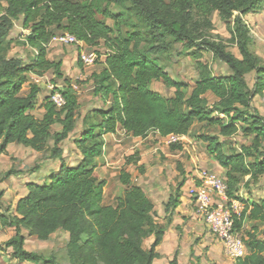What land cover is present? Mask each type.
<instances>
[{
  "label": "trees",
  "instance_id": "obj_1",
  "mask_svg": "<svg viewBox=\"0 0 264 264\" xmlns=\"http://www.w3.org/2000/svg\"><path fill=\"white\" fill-rule=\"evenodd\" d=\"M263 1L5 0L0 14V156L16 143L43 154L49 151L59 163L46 174L48 180L27 183L28 193L14 207L4 206V191L0 190V224L14 229V235L0 243V251L10 249L19 262L37 264L46 258L26 249L24 232L46 241L62 230L69 233L74 260L154 264L156 247L172 222L171 216L165 223L158 222L155 203L125 168L119 175L123 195L115 205L104 204L106 182L95 173L105 135L119 130L141 138L151 132L162 137H198L224 168L229 198L243 201L240 190L264 176V115L253 104L256 96L264 101V61L252 51L254 35L245 19L259 12ZM215 12L227 26L232 25L229 41L237 45L240 57L229 51L224 41L200 30L203 22L211 24ZM101 15L112 19L114 25L100 19ZM20 19L22 27L30 30L23 43L36 51L29 62L9 55L14 47L11 29ZM61 30L88 46L103 40L109 50L102 69L88 77L94 94L109 105L83 117L82 130L74 138L82 158L75 165L65 161L61 143L75 131L81 104L72 81L64 75L63 61L50 59L46 47ZM168 40L181 43L195 58L193 85L174 79L159 61V55L168 50ZM205 52L227 64L230 73L216 74L203 61ZM46 73L63 80L57 91L64 103L57 107L46 96L45 111L36 117L32 111L40 89L32 85L27 94L21 92L30 74ZM252 73L255 82L250 86L247 77ZM153 81L174 88V95L166 97L153 90ZM197 123L204 128L198 136L193 133ZM56 124L61 129L54 131ZM237 136L246 142L233 144ZM171 147L180 149L181 144ZM138 160L129 156L126 163L137 164ZM17 172L11 169L0 175V184ZM183 184L177 183L165 206L167 213L178 205ZM246 222L254 224L241 232ZM258 224H264V199L246 201L243 210L234 214V227L244 238L247 254L235 264H264V238L258 233ZM151 236L154 241L147 247L145 242ZM45 263L59 264L54 258ZM168 264H179L178 252Z\"/></svg>",
  "mask_w": 264,
  "mask_h": 264
},
{
  "label": "rangeland",
  "instance_id": "obj_2",
  "mask_svg": "<svg viewBox=\"0 0 264 264\" xmlns=\"http://www.w3.org/2000/svg\"><path fill=\"white\" fill-rule=\"evenodd\" d=\"M4 2L5 0H2V4L0 5V14L4 11V6H6ZM258 11L259 12L248 14L247 16H245V19L249 24L251 31L254 35V42L251 47L252 51L260 58V60L264 61V1ZM99 18L106 21L111 26L114 25V21L110 18H105L102 15L99 16ZM21 22L22 19L14 21V25L11 29L10 35L14 39V47L9 51V55L20 56L24 58L26 62H29L34 58L36 51L33 47L23 43L25 37L30 33V30L24 29L22 27ZM210 22L211 24L209 26L207 22H203V25L200 30L206 36L224 41L227 45L228 50L234 53L236 56L240 57L237 45L229 41L231 38L232 25L227 26L225 22L220 18L217 12L212 15V17L210 18ZM63 32L65 31L61 30L58 31L57 34ZM169 42L170 45H168L167 47L168 50H166L164 54L159 55V61L164 65L165 70L168 71L174 79L179 81H185L188 84L193 85V79L197 74L195 68V58L186 52V49L181 43H175L172 41ZM46 47L48 49V57L50 59L63 61L64 75L72 81V84L75 90L77 91L79 102L81 104V108L78 110V113L76 115L77 127L75 131L71 134L68 139L61 143V146L67 148V150L69 151V155L67 157L69 161H65L69 164H78L81 161V159H79L78 157L80 151L75 147L74 137L76 138L82 130L81 126L83 117L87 114V112L106 108V106L109 105V103H105L101 98L97 97L94 94L92 82L88 81V77L90 75H92L94 72H99L102 69L106 54L109 52V50L107 49L105 41L103 40L100 41L96 46H88L85 44L83 47L78 44L64 45L60 44L57 41H50L46 45ZM80 49H83L88 52L95 51L98 55L96 62L88 67L80 63ZM203 61L208 63L216 74L227 75L230 73L228 65L222 62L221 60L217 59L212 52H205ZM49 74L52 73H46L43 76H40L43 79L37 83L34 82V80L32 79V77L35 75L30 74L28 83L24 85L23 90L21 92L22 94H27L32 85H36L40 89V97H38L37 105L32 111V113L36 117H41L45 111L43 107V101L45 97H51L52 92H55L58 87H62L64 85L63 80L55 78L54 76H51ZM247 78L250 86H253L255 82L254 73L248 75ZM77 81H79V83H77ZM151 87L153 90L162 93L166 97H171L174 95L175 89L167 86L161 81H153ZM253 104L255 107H257L260 113L264 115L263 98L260 96H256L253 100ZM59 129H61V126L59 124L54 125V131ZM203 131L204 128L201 127V124L199 123H197L193 128V133L197 136L199 134H202ZM232 140V143L237 146L239 145V143L246 142V138L242 136H237L235 137V139ZM127 141L128 139H125L122 146L117 148L118 150H120L121 147H123L122 151H118V153L112 155V157L114 158L113 162H111V158L108 156V152L106 151L104 145L103 153H106L105 156L107 158L100 156V159L96 162L98 166L96 174L99 180H104L106 182L104 186V204L115 205L117 203L118 197L123 195L124 187L119 180L120 171L123 168L130 171L132 173L133 178H135L136 175H138L139 173H142L139 168L134 167V164L126 163L129 156H135L133 155V153L135 152L134 150L132 154H129L132 151H129L127 149H129L133 145V143L128 144L129 142ZM52 143L53 141L50 140V147H52ZM205 146L206 143L203 142L201 144L203 151H206ZM160 152L164 155L162 151ZM49 154L50 152L47 151L46 153H44V157H50ZM164 157H166L165 160H162L158 152H156L155 155L151 156L153 161L150 162L149 166H153V168H155L153 170L154 174L157 173V166L160 164H165L164 161H167L168 157L165 155ZM40 160V157L35 159V153H33L31 149H28L23 145L13 143L8 147L7 153L2 155V157L0 158V175L3 176L5 172L11 169L17 170L18 172L10 178L5 179L4 182L0 184V190L4 191L2 201L4 202V206L10 205L14 207L18 199L23 197L24 194H26L25 184L28 180H31L30 178L36 170V173L39 174L38 177H36V180H39L42 172V169L38 170ZM54 160L55 162L50 165L51 168H54L56 164L59 163L58 158H55ZM166 170H169L168 166H166L165 171ZM21 173H24V175L22 174V178L17 177L18 174ZM169 173L171 174V172ZM165 174L168 175V172H166ZM247 178L248 177H246V179ZM48 179L49 177L45 176L44 181ZM175 186L176 184L172 185L171 187L169 185V190H174ZM244 188L245 189L242 188L244 191L240 194L242 198H244V194L247 192L251 194V199H264V176H262L261 179H259L257 182L251 183L249 188ZM148 189L149 188H145L148 196L151 194V196L154 197L153 192H150ZM248 190H250V192H248ZM156 198L154 197L153 199ZM158 201L160 200L156 199L155 203L157 206V213L159 214L160 203H158ZM252 224L254 223H250L249 228L246 230H250ZM203 226L206 230V233H209L205 224ZM257 226L260 237L264 238V224H258ZM24 234L26 235V249H28L29 251H36L37 253L43 255L46 259L54 258L59 264H92L96 262L95 258H92L89 262L86 263H83L82 260H74L69 250V233L65 231L59 230L55 232L51 235L50 239L46 241H42L34 236H29L27 235V232H24ZM203 234L193 232L192 238H194L195 245L200 247L197 256L195 255V257L198 258L195 263L217 264L214 257H212V255L208 252L209 247L205 248L203 243L200 242V244H203V246H201L199 242L196 241L197 239H203ZM13 235V228L3 227L0 224V243H4ZM210 236L211 238L217 240V238L214 237L212 234H210ZM150 243L151 241L149 239H147L145 242L147 247L151 245ZM190 255L189 257L191 258L193 255ZM189 257L187 259L184 258L185 264H189ZM45 260H42L37 264H49L45 263ZM0 264L35 263L19 262L17 259L11 256V250L8 249L5 251H0Z\"/></svg>",
  "mask_w": 264,
  "mask_h": 264
},
{
  "label": "crops",
  "instance_id": "obj_3",
  "mask_svg": "<svg viewBox=\"0 0 264 264\" xmlns=\"http://www.w3.org/2000/svg\"><path fill=\"white\" fill-rule=\"evenodd\" d=\"M49 75L53 76L52 74ZM38 97H40V93ZM125 139H128V144L133 143V145L127 150L132 151L129 154H132L133 150L135 151L134 153L136 154L133 153V155L137 156L139 160L137 161V164H134V167L139 168L142 172L136 175V177L133 178V181L140 185L144 190L145 188H149L148 190L150 192H153L154 197L156 198L157 196L156 199L160 200L158 201V203H160V213H157L156 217L158 222L165 223L167 217L171 216L172 218V222L168 226L162 242L156 247L158 257L155 259L154 264H168L176 252H178L179 264H185L184 258L187 259L190 254L193 256L191 258L189 257V264H196L195 261L198 260V258H196L195 255L197 256L200 247L195 245L194 238H192L193 232H197L199 234L204 233L203 239H197L196 241L199 242V244L200 242L203 243L205 248L209 247L208 252L212 255V257H214L217 264H235L236 260L230 258L226 254L224 244L218 239L215 240L214 238H211L210 234L206 233V230L203 226V220L197 213L194 200L188 193V189L191 186L200 182L199 176L201 173L215 172L221 175H225L224 168L215 160L212 155L208 153L207 145L205 146L206 151H203L201 147L203 141L190 134L183 136V140L181 141V143H179L181 144L180 149H174L170 144L167 143V137L159 136L154 132H151L148 136L141 138L126 135L124 130H119L116 133H109L105 135V149L108 152V156L111 158V162H113L114 159L112 155L118 153V151L123 150V147H121L120 150H118L117 148L122 146ZM62 148V156L66 161H69L67 159L69 151L65 147ZM31 150L33 153H35V159H37L38 157L41 158V160L39 161L38 170L42 169V172L39 180H36V177H38L39 175L36 173V170L31 176V180H28L27 183H42L46 174L52 169L50 165L55 162V158L47 156L44 157L43 153L37 152L33 149ZM160 151H162V153H164V155L167 156L168 159L167 161H164L165 164H160L157 166V173L154 174L153 170L155 168H153V166H149L150 162L153 161L151 156L155 155V153L158 152L162 160H165L166 158L163 154H161ZM105 155L106 153L104 152L101 157H106ZM1 157L2 155L0 156V158ZM78 157L79 159L82 158L81 153H79ZM99 159L100 158H97L96 162ZM166 166H168L170 171H165ZM97 167L95 169V173ZM166 172H168V175L165 174ZM169 172H171V174ZM22 174L24 175V173H21L18 174L17 177L22 178ZM181 181H184V184L180 189L179 203L173 211L170 210L167 213L165 211V206L174 191L171 189L169 190V185L171 187L172 185H177V183ZM27 183L25 184L26 194L28 193ZM243 189L245 188L243 187ZM243 189L240 190V194L244 191ZM248 192H250V190H248ZM26 194H24V196ZM149 197L153 200L154 203L156 202V199H153L154 197H152L151 194L149 195ZM243 199V201H239L230 198V201H234L238 204L237 211L239 213L243 210L246 201L254 200L251 199V194L247 192L244 194ZM155 209H157L156 203ZM250 223L251 222H246L241 232L248 229ZM148 239L152 243L154 241V236H151ZM203 244L200 245L203 246Z\"/></svg>",
  "mask_w": 264,
  "mask_h": 264
},
{
  "label": "built area",
  "instance_id": "obj_4",
  "mask_svg": "<svg viewBox=\"0 0 264 264\" xmlns=\"http://www.w3.org/2000/svg\"><path fill=\"white\" fill-rule=\"evenodd\" d=\"M51 41L60 44H78L84 46L75 35L69 32L56 34ZM98 58L95 51H85L80 49L79 59L84 66L93 65ZM34 82H39L43 78L38 75L32 77ZM51 100L60 107L64 103V98L59 91L52 92ZM184 135L170 134L167 143L179 144ZM200 182L188 189L190 197L194 200L197 213L201 216L209 233L224 244L226 254L232 259L243 258L247 254L244 238L234 227V214L238 204L230 201L228 186L224 175L215 172H204L199 176Z\"/></svg>",
  "mask_w": 264,
  "mask_h": 264
}]
</instances>
